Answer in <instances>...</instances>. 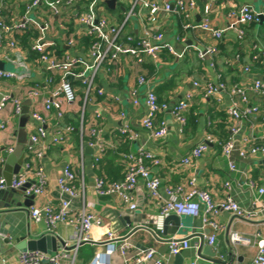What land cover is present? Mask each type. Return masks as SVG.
Instances as JSON below:
<instances>
[{
    "label": "crops",
    "instance_id": "1",
    "mask_svg": "<svg viewBox=\"0 0 264 264\" xmlns=\"http://www.w3.org/2000/svg\"><path fill=\"white\" fill-rule=\"evenodd\" d=\"M34 1L4 0L2 3L4 22L13 24L27 18L30 28L39 33L36 39L30 41V50L36 41L41 40L45 44L55 46V55L58 57L70 54L91 64L93 61L92 46L86 50L84 45L79 42L78 37H91L87 27L81 24L80 19L88 14L90 4L95 0H74L71 5L66 4L68 0H41L39 4L31 7ZM58 1L59 4H57ZM105 1L99 3L97 8H99V13L105 12V15L113 22L120 23L132 7L130 0H117L116 7L110 9ZM151 1L161 6L170 3L174 7L177 2V0ZM193 1L195 6L190 8L187 4L186 12L164 13L160 15L156 23H149L154 32L163 33L165 43L173 46L178 53H184L183 58H177L169 52L163 51L156 63L149 60L142 66L137 65L136 61L129 57H122L115 63L108 62L106 64V62L96 76L89 101H85L86 92L82 95L78 93L77 103L69 107L65 113L67 119L59 120L55 109L47 112L41 107L43 99L50 96V93L60 85V73L51 74L39 61L40 58L30 59L28 50L23 48L18 37L14 36L18 43V51L28 67L29 75L22 79L0 80V86L12 101L20 98L22 107L29 108L30 112L27 115L28 121L25 126L29 140L39 127V122L30 117L36 106L46 120L47 138L44 139V144L48 150L44 158L37 160L34 156H30L27 153L28 144L25 150V163L31 161L33 169L29 176L30 186L39 181L36 173L40 169L47 180L45 193L35 196L32 206L42 207L51 204L54 208L59 209L61 200L65 199L69 202L72 213L77 214L84 208L87 213L102 218L103 224L95 226L91 231L92 244L96 245V253L104 250L103 243L106 240V234L108 231H113L121 240L129 239L141 250L154 247L159 254L168 257L170 239H184L194 232V217L187 216L183 217L185 231L182 230L175 236L165 237L162 233H157L158 239H156L143 230L131 235L132 230L137 226L136 221L147 223L150 219L158 217L160 212L156 202L149 198L146 182L143 179H139L133 192L137 204L136 210H131L128 205L122 203L117 194L107 196L97 194L96 178L100 176L101 167L103 166L109 179L114 182L122 181L127 172L123 154L137 153L139 148L153 152L160 159L159 165H153L150 162L148 164L151 168V175L159 177L161 180L160 191L164 198L166 196L165 188L187 185L190 179L194 178L197 187L207 190L214 203L224 202L230 194L241 207L254 214L250 219H244L224 211L215 217L220 226L216 232L217 258L222 255L224 261L230 264H250L256 255V241L264 238V212L254 206L255 200L258 198L264 203V196L258 193L259 188H264V154L244 159L234 153L233 160L237 170L232 171L229 167V159L222 154V139L219 137L222 133L217 131L220 135L212 137L214 142L210 144L206 153L200 158H192L190 164L184 163V159L190 156L192 149L210 137L207 129L212 124V117H214L213 124L220 129L219 125H221L224 115H227L226 135L222 136L227 140L231 135L230 129L234 122L228 114L232 104L227 93L222 92L214 97H206L204 89L195 87L194 83L202 84L205 80H209L213 84L223 83L228 89L233 86L247 89L257 81L264 82V22L257 21L246 25L243 38H240L235 31L230 30L220 41H216L205 31L185 28L188 24H200L206 18L205 9L209 0ZM242 5H249L256 13L264 15V0H221L212 6L211 13L207 17L216 28H224L228 25V12L232 8ZM137 11L140 16L132 18L127 27L129 30L126 32L141 38L142 20L148 23L149 14L148 10H144V8L138 7ZM72 39L74 42L69 45ZM9 43L10 39L5 38L3 47L0 48L1 60L5 61V56L13 60L16 58V49H12ZM211 46H217L218 53L210 58L200 59L198 51ZM61 47L65 50L60 56L57 50ZM211 62L215 63L214 67H211ZM152 66L155 67L154 73L151 71ZM6 70L19 75L23 72L21 67L10 62H7ZM77 71L82 72L83 67H79ZM141 76L147 79L148 84L140 85L138 83ZM72 84L73 86L82 84L86 87L82 80L72 79ZM150 88L160 94L161 90L165 88L161 99L169 106L160 115L159 119L161 120L156 122L157 127L165 123L168 130L166 137L160 140L150 137L141 124L146 115L145 100ZM32 89H37L42 93L37 103L26 97V92ZM99 90L104 93L99 94ZM134 90L138 91V104L133 101L132 91ZM188 93H193L194 96L186 114H191L192 110L193 114H198V127L194 128L189 125L187 129L184 127L181 131V126L175 121L169 110ZM156 95L158 96V94ZM249 104L263 106L264 94L250 91ZM246 106L244 103L239 105L241 109ZM96 113L102 114V117L95 121ZM22 117L23 115L15 114L11 102L5 109L0 110V153L4 156V161L0 162V171L6 165V158L10 154L8 148H15L18 143V134L22 129L20 125ZM82 117L85 118L83 133L80 130ZM71 122L74 123L72 124L73 130L67 131L68 124L70 125ZM125 125L139 133L138 141L131 143L123 141L124 138L119 130ZM238 127L239 131L235 140L240 149L248 150L253 145L264 144V122L260 115L243 118L241 123H238ZM92 129L96 130L94 139L102 141L106 149L113 151L101 165L99 162H95L97 151L87 145ZM68 165H71L78 177L79 197L61 195L60 180L64 168ZM250 178L256 183L254 189H250L248 186ZM226 182L231 185L229 191L224 187ZM24 192L20 195L15 194L20 197V200L6 197L8 200L6 206L0 208V261L2 258H6L9 264H19L21 251L15 247V237L28 234L39 237L48 232L44 221L35 222L31 219L30 209L32 206L26 207ZM18 202H21L22 205L18 206ZM201 215H203V210ZM126 217H129L133 222L132 225L127 223ZM198 219L201 220V218ZM202 229L210 230L209 235H205V244L210 245L208 237L214 233V230L204 227V225ZM155 231L157 232V229ZM52 232H55L64 242H69L70 247H73L76 242L75 229L69 225L60 224ZM233 232L251 237L253 243L249 246L233 245L230 239ZM258 233L260 237L256 238ZM186 240L189 241L190 248L182 252L180 264H214L200 257V238L193 237ZM231 251L233 259L230 261L229 253ZM131 254L134 255L135 252L131 251ZM110 264H124L121 255L112 256ZM168 264H178L176 256L169 257Z\"/></svg>",
    "mask_w": 264,
    "mask_h": 264
},
{
    "label": "built area",
    "instance_id": "2",
    "mask_svg": "<svg viewBox=\"0 0 264 264\" xmlns=\"http://www.w3.org/2000/svg\"><path fill=\"white\" fill-rule=\"evenodd\" d=\"M4 0H0V48L3 47L5 38L10 39V47L16 49L15 59H11L5 56L4 59L7 62L14 63L18 67H21L23 72L21 75L10 71H0V80L7 79H22L28 77V67L23 61L20 52L18 51V43L14 38L17 33H22L30 28L29 22L26 20L18 21L13 24H6L3 19V3ZM41 0H35L31 7L39 4ZM132 7L126 14L123 22H113L105 16L100 15L99 3H104V0H95L94 3L90 4L88 14L81 17L80 22L83 26L87 27L90 36L95 37L96 40L93 42L91 49L92 63L89 64L86 60L65 54L62 57L55 55L56 47L52 44H45L41 40L36 41L31 46V50L39 54V61L45 65L47 71L51 74L60 73L61 81L57 89H54L50 96L44 98L41 107L44 111H57L58 119H63L64 115L69 107L75 105L78 101L76 90L72 84L71 77L75 80H82L86 85V99L89 101V95L92 88L95 85L96 76L106 62L115 63L118 62L122 57H129L134 59L137 65L142 66L147 61L151 60L156 63L160 54L163 51H167L177 58H183L184 53H178L173 46L165 43L163 33L154 32L151 29L150 24L156 23L160 15L170 12H186L187 4L191 8L195 6L193 0H177L175 7L170 3H165L163 6L152 2L151 0H130ZM221 0H209V4L205 9L206 18L204 22L200 24H188L185 26L186 29H199L209 33L216 41H220L225 34L232 30L235 31L240 38H243L245 34L244 27L253 22L259 21V15L249 5H242L240 7L232 8L228 14V25L224 28H216L210 22L207 17L211 13L212 6L218 4ZM74 0H68L66 4H73ZM61 3V2H60ZM59 4V1L57 2ZM144 8L148 10V23L143 20L142 25V37L137 38L131 33L125 31L126 25L132 20V18L140 16L137 8ZM97 8V9H96ZM56 13H58L56 11ZM74 40L72 39L69 45H72ZM218 53L217 46L208 47L205 50L198 51V57L202 60L207 57L214 56ZM211 67L215 66L214 62L210 63ZM83 67V71L79 72L77 69ZM89 73L90 76L88 75ZM138 83L140 85L148 84L147 79L144 76L139 77ZM195 87H202L205 91L206 97H214L222 92L227 93L231 99V107L228 111L230 118L233 119L231 127V135L229 139L221 144L222 154L229 159L230 170L236 171L237 166L233 160L234 153L239 154L242 158L255 156L258 154H264V144L253 145L248 150L240 149L236 143L235 136L239 131L238 123H241L242 119L252 115H260L264 122V105L254 106L249 104V92L253 91L256 93L264 94V82L257 81L255 84L247 89L238 86H233L230 89L223 83L213 84L209 80H205L202 84L200 82L194 83ZM99 94H103L102 90L98 91ZM42 93L37 89H32L26 92V97L33 99L36 103L41 98ZM193 93H188L183 99L178 101L171 108V113L175 121L181 126V131L187 123L186 113L189 110L191 102L193 100ZM132 97L135 104H138V91H132ZM12 103L14 112L16 115L21 116L23 107L22 99L17 98L12 101L10 96L3 92L0 86V110L5 109L9 103ZM146 115L142 120V127L150 134L154 140H160L168 134L165 123H162L160 127L156 126V117L162 110L169 108L168 104H159L156 93L150 88L146 94ZM240 103H244L247 106L244 109L239 107ZM83 108V112H84ZM30 117L39 122V127L35 134L31 136V145L27 147V153L30 156H34L37 160L44 158L48 147L44 144V139L47 138V130L45 129L46 120L39 111L38 107L30 114ZM102 114L96 113L94 120L101 119ZM84 118L81 121V133L84 131ZM72 127H68L67 131H72ZM120 134L128 137L133 141L139 140V133L134 131L130 126L125 125L119 130ZM92 136L96 135V130H91ZM214 142L212 137H208L206 141L194 147L190 153V156L184 159L185 164H190L192 158H200L204 153L209 150L210 144ZM87 145L97 151L95 156V162H99L106 147L100 140L89 141ZM84 145L82 147L83 151ZM14 151V147H9L8 152L11 154ZM32 154V155H31ZM123 159L127 164V172L122 181L119 182H108L103 177L96 178V192L99 196H107L110 194H117L122 203L129 206L131 210L137 209L136 200L134 197V190L139 179H143L146 182V188L150 199L154 200L158 205L160 212L158 220L161 222L171 214L178 216H188L201 218L204 227H210L214 230V233L208 237L209 244L212 245L216 240V232L219 230V223L215 220L221 212H231L236 217L250 219L254 214L241 207L231 196H227V199L222 203H214L210 193L207 190L200 189L196 185V179H190L187 185H178L175 188H165V198L162 196L160 191L161 180L159 177H153L150 173V166L147 163L153 165H159L160 159H158L153 152L147 151L144 148H139L137 153L123 154ZM4 161V156L0 153V162ZM31 161L26 162L22 171L15 175L12 179L11 186L6 184L3 177L0 178V190H19L29 183V176L32 172ZM39 177V181L28 187L24 194L26 197L41 196L45 193L47 180L42 170H38L36 173ZM76 174L72 169L71 165H68L63 170V176L60 180V192L62 196L79 197L80 186L77 185ZM248 186L250 189L256 187V183L248 179ZM227 191L231 190L229 182L224 184ZM258 193L264 196V188H259ZM84 193L82 194V197ZM255 207H259L260 211L264 212V203L260 201V198L254 202ZM258 209V208H257ZM203 210V215L201 211ZM256 214V213H255ZM30 217L35 222H42L47 226L49 232H52L58 225L65 224L73 227L76 233V242L73 247L69 246V242H65V247L55 256H50L42 252L24 251L20 253L19 264H75L79 248L83 243H91V231L95 226H101L103 224L102 218L92 213H87L83 208L79 213L74 214L70 210V204L67 200H61V206L59 209L48 204L45 206H32L30 209ZM160 227V226H159ZM256 238L260 237V234H256ZM231 242L233 245H244L249 246L253 243L251 237H247L233 232L231 234ZM119 243V244H118ZM104 250L96 253L91 263L95 261V264H106L103 258V254H108L109 264L111 257L119 254L123 259L124 264H168L169 257L176 256L183 251L190 248L188 240H176L170 242L168 257L159 254L156 248L148 247L143 250L139 249L135 243L129 239L121 240L118 235L113 231H108L106 234V240L103 243ZM256 255L250 264H264V238H260L256 241ZM67 248H70L68 250ZM131 251L135 254L132 255ZM221 261H224V257H219ZM90 263V264H91ZM0 264H9L6 258H2ZM197 264V263H194Z\"/></svg>",
    "mask_w": 264,
    "mask_h": 264
},
{
    "label": "water",
    "instance_id": "3",
    "mask_svg": "<svg viewBox=\"0 0 264 264\" xmlns=\"http://www.w3.org/2000/svg\"><path fill=\"white\" fill-rule=\"evenodd\" d=\"M105 3L110 9H114L116 7L117 0H106ZM259 21L264 22V15H259ZM7 62L0 59V71H7ZM71 79H73L71 77ZM171 111V109L169 110ZM29 108L25 106L22 111V120H21V131L18 134V143L16 147L14 148V151L8 155L6 158V165L4 168L0 171V175L5 179L6 184L10 187L12 183V179L15 175L19 174L24 163H25V150L26 145H31L30 140L28 139V135L25 131V126L27 124V115H29ZM88 151V150H87ZM28 187H30V183L26 184L24 187H21L19 190H0V208H3L6 206L8 201L7 198H14L17 200H20L19 196L20 193L24 192ZM16 194V195H15ZM35 196L32 195L30 197H26L25 205L26 207H31L34 203ZM6 202V203H5ZM18 206H21V202L17 203ZM183 217L186 216H178L176 214H171L168 217H166L161 222L158 220V217H154L150 219L147 223H141L137 222V226L132 230L131 235L134 234L137 231H146L150 235H152L154 238L158 239L157 233H162L163 236L167 237L169 235L175 236L180 231H185L184 228V220ZM125 220L129 225H132L133 222L130 221L129 217H126ZM193 225L195 227L194 232L192 235H187L184 239L180 240H186L191 239L193 237L200 238V245H199V255L200 257L207 259L208 261L214 263V264H230L227 261H221L219 258H217V252L216 247L217 243L216 241L212 245H206L205 244V235H209L210 230H203V224L200 219L197 217L193 218ZM160 226V227H159ZM183 228V229H182ZM157 229V232L155 231ZM130 236V235H129ZM174 239H170L169 242L173 241ZM16 242V249L24 252V251H37L42 252L50 256L57 255L62 248L65 247V242L56 235L55 232H46L43 235L39 237H33L32 235L28 234L26 236L21 237H15ZM87 243H83L81 245L84 246ZM70 250V248H67ZM230 261L233 256L232 251L229 253ZM103 258L105 260L106 264H109V255L103 254ZM177 263L180 264L182 262V253L176 255ZM91 264H95V261Z\"/></svg>",
    "mask_w": 264,
    "mask_h": 264
},
{
    "label": "trees",
    "instance_id": "4",
    "mask_svg": "<svg viewBox=\"0 0 264 264\" xmlns=\"http://www.w3.org/2000/svg\"><path fill=\"white\" fill-rule=\"evenodd\" d=\"M100 15L105 16V17H107L109 19V17L107 15H105V12H103V13L100 12ZM123 20H121L120 23L123 22ZM128 25H129V22L126 25L125 31H128L129 30V28H127ZM38 35H39L38 31H36L34 29H31V28L25 30L22 33H17V34L14 35V36H17L18 37L17 39H19V42H20L21 46L23 48H25V49L28 50L29 55H30V59L31 58L37 59V58L40 57L38 53H35V52H33V51L30 50V41L32 39H36L38 37ZM78 40H79V42L82 45H84V47L86 48V50H88L93 45V42L96 40V38L95 37H92V36L91 37H78ZM64 50L65 49H63L61 47L59 50H57V53L61 56V55H63ZM106 64H108V62ZM151 71H152V73L155 72V67L154 66H152V70ZM75 81H77V79H75ZM164 91H165V88L161 90V94L164 93ZM156 94H158L157 97H158L159 104H165L162 101V99H161V94L160 93H157V92H156ZM165 111L166 110H162V111H160L158 113V116L156 117L155 123L157 122V120H158V122H159V120H161V119H159L160 118V115H162ZM193 113H194V111L192 110V113L191 114H188V115L186 114V118H187V123L185 125V128L186 129L189 127V125L193 126L194 128L198 127V114H193ZM65 117L66 116L64 115V118L63 119H67V117L66 118ZM213 119H214V117H212V119H211V123L212 124L210 126H208V129H207L208 135H210V137L217 136L218 135V132L217 131H220L222 134H221V136H219L220 134L218 136L220 137V139H222L221 140L222 141L221 143L223 144L227 140V139H224L222 137L223 135L224 136L226 135L227 115H224V119L221 122V125H219L220 126V129H219V127L216 128V126L213 124ZM72 124H74V123L71 122L70 125L68 124V127H71ZM84 124H85V118H84ZM72 128H73V126H72ZM123 138H124L123 139L124 142H126V143H129L130 142L131 143V141L128 139V137L123 136ZM94 140L95 139H94V137L91 134L89 141H94ZM112 152L113 151H111L109 149L104 150L102 156L100 157L99 164L101 165L104 162L103 160L109 154H111ZM99 177L105 178L108 182H114L111 179H109L108 176L105 174V171L103 170V166L100 169V176ZM77 179H78V177L76 176V180ZM95 255H96V245L95 244H91V243H87L84 246H82V247L79 248V251H78V254H77V258H76L75 264H90L92 262V260L94 259Z\"/></svg>",
    "mask_w": 264,
    "mask_h": 264
},
{
    "label": "rangeland",
    "instance_id": "5",
    "mask_svg": "<svg viewBox=\"0 0 264 264\" xmlns=\"http://www.w3.org/2000/svg\"><path fill=\"white\" fill-rule=\"evenodd\" d=\"M90 74H91V73H89L88 75L90 76ZM74 89L76 90L77 95H78V93H79L80 95H82V94H84V93L86 92V90H87V88H86L85 86H83L82 84H80V85H76V84H74Z\"/></svg>",
    "mask_w": 264,
    "mask_h": 264
}]
</instances>
